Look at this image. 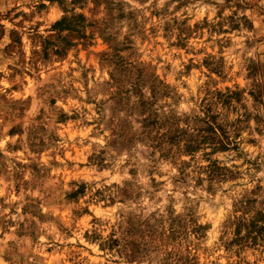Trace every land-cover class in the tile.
I'll return each mask as SVG.
<instances>
[{
	"label": "rangeland",
	"instance_id": "obj_1",
	"mask_svg": "<svg viewBox=\"0 0 264 264\" xmlns=\"http://www.w3.org/2000/svg\"><path fill=\"white\" fill-rule=\"evenodd\" d=\"M0 264H264V0H0Z\"/></svg>",
	"mask_w": 264,
	"mask_h": 264
},
{
	"label": "trees",
	"instance_id": "obj_2",
	"mask_svg": "<svg viewBox=\"0 0 264 264\" xmlns=\"http://www.w3.org/2000/svg\"><path fill=\"white\" fill-rule=\"evenodd\" d=\"M57 26H62V21L56 22V23L54 24V27H57Z\"/></svg>",
	"mask_w": 264,
	"mask_h": 264
}]
</instances>
